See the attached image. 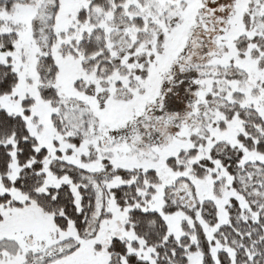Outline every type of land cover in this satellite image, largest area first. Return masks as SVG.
I'll return each mask as SVG.
<instances>
[{"label": "snow or ice", "instance_id": "obj_1", "mask_svg": "<svg viewBox=\"0 0 264 264\" xmlns=\"http://www.w3.org/2000/svg\"><path fill=\"white\" fill-rule=\"evenodd\" d=\"M0 264H264V0H0Z\"/></svg>", "mask_w": 264, "mask_h": 264}]
</instances>
